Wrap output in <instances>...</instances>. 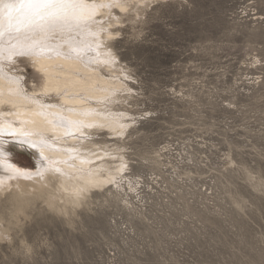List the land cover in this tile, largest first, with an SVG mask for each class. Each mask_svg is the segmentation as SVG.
Returning a JSON list of instances; mask_svg holds the SVG:
<instances>
[{
    "label": "rangeland",
    "instance_id": "rangeland-1",
    "mask_svg": "<svg viewBox=\"0 0 264 264\" xmlns=\"http://www.w3.org/2000/svg\"><path fill=\"white\" fill-rule=\"evenodd\" d=\"M58 2L68 7L56 16L0 31V49L40 39L0 57L25 92L41 85L31 56L44 46L74 38L95 58L86 23L66 37L44 28L77 10ZM117 17L108 27L118 67L103 72L123 84L109 109L129 127L78 137L114 155L112 168L120 157L127 166L68 215L38 201L10 222L3 198L0 264H264V0L135 1ZM16 137L0 134V144L34 173L35 157Z\"/></svg>",
    "mask_w": 264,
    "mask_h": 264
},
{
    "label": "bare ground",
    "instance_id": "bare-ground-1",
    "mask_svg": "<svg viewBox=\"0 0 264 264\" xmlns=\"http://www.w3.org/2000/svg\"><path fill=\"white\" fill-rule=\"evenodd\" d=\"M16 1L0 0V31L7 30L8 25L4 5ZM71 1L76 12L69 10L46 22L44 28L66 37L74 25L86 23L87 32L83 34L94 44L91 54L96 59L85 58L87 50L75 46L74 38L71 43L56 45L53 51V47L44 46L31 56L41 85L30 92L23 91L20 81L8 77L0 68V134H6L4 128L14 130L16 141L28 146L37 166L34 173L20 169L9 162L8 152L0 144V206L5 198L10 222L27 216L38 201L54 212L68 215L70 210L86 204L94 192L115 184L127 166L120 157V164L112 168L106 158H116L114 155H106L102 148L94 149L90 140H80L78 135L88 139L93 132L105 128L114 135H124L129 127L122 116L109 109L119 98L118 89L123 84L103 72V68L114 71L118 67L109 45L115 33L108 26L120 22L117 11L128 13L131 3L144 5L145 0ZM14 22L15 27L28 23ZM32 36L18 38L14 50L12 46H2L0 57L6 60V55H15L40 42L37 35ZM95 102L102 106L97 107ZM3 220L0 212V222ZM8 231L3 227L1 234Z\"/></svg>",
    "mask_w": 264,
    "mask_h": 264
},
{
    "label": "snow or ice",
    "instance_id": "snow-or-ice-1",
    "mask_svg": "<svg viewBox=\"0 0 264 264\" xmlns=\"http://www.w3.org/2000/svg\"><path fill=\"white\" fill-rule=\"evenodd\" d=\"M67 7L64 3L58 2V0H17V2L5 4L4 10L9 26H11L13 20L18 23L23 21L31 22L36 17L56 16ZM2 131L10 136L17 135L10 127L4 128Z\"/></svg>",
    "mask_w": 264,
    "mask_h": 264
}]
</instances>
